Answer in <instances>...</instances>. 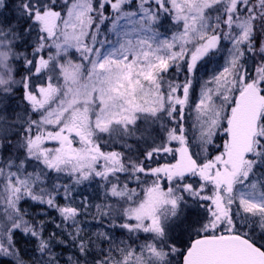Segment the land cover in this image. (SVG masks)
Wrapping results in <instances>:
<instances>
[{
  "label": "snow or ice",
  "instance_id": "1",
  "mask_svg": "<svg viewBox=\"0 0 264 264\" xmlns=\"http://www.w3.org/2000/svg\"><path fill=\"white\" fill-rule=\"evenodd\" d=\"M0 264H264V0H0Z\"/></svg>",
  "mask_w": 264,
  "mask_h": 264
},
{
  "label": "rangeland",
  "instance_id": "2",
  "mask_svg": "<svg viewBox=\"0 0 264 264\" xmlns=\"http://www.w3.org/2000/svg\"><path fill=\"white\" fill-rule=\"evenodd\" d=\"M31 210V209H30Z\"/></svg>",
  "mask_w": 264,
  "mask_h": 264
}]
</instances>
